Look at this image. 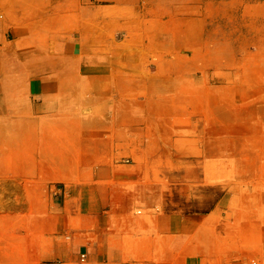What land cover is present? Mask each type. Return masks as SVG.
I'll use <instances>...</instances> for the list:
<instances>
[{"label": "crops", "instance_id": "0c3cea01", "mask_svg": "<svg viewBox=\"0 0 264 264\" xmlns=\"http://www.w3.org/2000/svg\"><path fill=\"white\" fill-rule=\"evenodd\" d=\"M20 73L32 76L9 84L11 100L26 103L12 107L10 130L40 142L48 180L56 181L49 186H69L74 201L90 202L91 229L105 235L101 264H127L134 258L129 254L143 248L150 249L148 264L263 258L264 228L250 205L253 177L242 173L258 163L234 140L258 130L257 116L227 117L217 95L215 113L191 116L193 130L185 132L178 122L189 115L178 113L175 78L131 82L112 77L109 66L47 60L22 66ZM236 85L256 91L253 84ZM228 127L238 133L228 138ZM88 186L87 197L77 193Z\"/></svg>", "mask_w": 264, "mask_h": 264}, {"label": "rangeland", "instance_id": "374dc122", "mask_svg": "<svg viewBox=\"0 0 264 264\" xmlns=\"http://www.w3.org/2000/svg\"><path fill=\"white\" fill-rule=\"evenodd\" d=\"M45 60L109 66L112 77L131 82L175 78L178 113L189 115L178 122L185 132L193 130L191 116L215 113L217 95L227 117L257 116L258 130L234 140L258 163L242 173L253 177L251 210L264 228V0H0V264L107 260L105 235L91 229L90 202L74 201L69 186H49L56 181L48 180L40 142L10 130L12 107L26 103L11 100L9 84L32 76L21 74L22 66ZM238 82L256 91L236 88ZM230 132L238 133L228 127V138ZM76 190L87 197L90 187ZM131 256L127 264L150 263L149 248ZM251 261L264 264V255L245 264Z\"/></svg>", "mask_w": 264, "mask_h": 264}, {"label": "bare ground", "instance_id": "6f19581e", "mask_svg": "<svg viewBox=\"0 0 264 264\" xmlns=\"http://www.w3.org/2000/svg\"><path fill=\"white\" fill-rule=\"evenodd\" d=\"M110 251V250H109ZM127 251V250H126ZM125 251V252H126ZM129 251V250H128ZM111 252V251H110ZM119 252V251H118ZM124 252V251H123ZM128 253V252H127ZM133 253V252H132ZM111 254V253H110ZM116 256V255H115ZM121 258V257H120ZM125 258V257H124ZM122 260V259H121ZM125 262V261H124ZM127 262V261H126ZM93 264H98L97 262H94ZM130 264H132V263H130Z\"/></svg>", "mask_w": 264, "mask_h": 264}, {"label": "built area", "instance_id": "2783aa9c", "mask_svg": "<svg viewBox=\"0 0 264 264\" xmlns=\"http://www.w3.org/2000/svg\"><path fill=\"white\" fill-rule=\"evenodd\" d=\"M84 260V259H83ZM251 264H258L256 261H251Z\"/></svg>", "mask_w": 264, "mask_h": 264}]
</instances>
